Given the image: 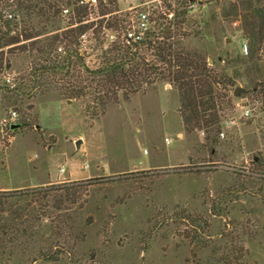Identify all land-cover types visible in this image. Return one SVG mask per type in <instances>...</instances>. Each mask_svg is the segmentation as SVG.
I'll list each match as a JSON object with an SVG mask.
<instances>
[{
	"label": "rangeland",
	"instance_id": "374dc122",
	"mask_svg": "<svg viewBox=\"0 0 264 264\" xmlns=\"http://www.w3.org/2000/svg\"><path fill=\"white\" fill-rule=\"evenodd\" d=\"M142 1L119 0L125 9ZM229 2L194 0L189 12L195 35L184 43L217 68L249 52ZM25 57L11 56L2 80L19 76ZM237 82L218 111L225 136L212 154L202 134L185 130L169 83L100 116L54 90L0 106V190L72 182L82 203L61 235L35 226L9 264H264V93L241 92ZM11 111L19 124L12 129L1 124ZM42 248L58 259L32 262Z\"/></svg>",
	"mask_w": 264,
	"mask_h": 264
},
{
	"label": "trees",
	"instance_id": "16d2710c",
	"mask_svg": "<svg viewBox=\"0 0 264 264\" xmlns=\"http://www.w3.org/2000/svg\"><path fill=\"white\" fill-rule=\"evenodd\" d=\"M192 2L178 0L173 7L170 0L154 5L143 0L125 9L119 0H0V73L11 67V56L28 59L19 76L9 81L0 76V106L54 90L100 116L120 99L169 83L178 95L185 130L202 134L201 146L212 154L221 130L218 111L231 104L236 79L241 92L264 93V0H230L231 19L239 22L249 52L218 68L209 64L206 52L184 43L195 35ZM55 21L65 24L48 28ZM71 185L0 190V256L7 264L35 226L64 232L69 210L82 206ZM50 249H40L32 262L56 261Z\"/></svg>",
	"mask_w": 264,
	"mask_h": 264
},
{
	"label": "built area",
	"instance_id": "2783aa9c",
	"mask_svg": "<svg viewBox=\"0 0 264 264\" xmlns=\"http://www.w3.org/2000/svg\"><path fill=\"white\" fill-rule=\"evenodd\" d=\"M86 1H89V0H86ZM91 1H92V3L94 4L95 0H91ZM195 1H198V0H195ZM193 5H194V2H192L191 4H189V7L191 8V7H193ZM65 11H66V10H65ZM169 15H171V14H169ZM145 19H146L145 15H142V16H141V22H140V25H142V26H145V25H146V24H145ZM242 50H243L242 52H244V54H247V52H248V45H247V43L244 42V41H242ZM244 114L247 116V115L249 114V111L246 110V112H244ZM15 115H16V112H15V111H11L10 116L4 118V119L1 121V124L4 125V126H6V127L12 126V124H14V121H15ZM9 128H11V127H9ZM11 129H12V128H11ZM219 136H220V137H224V136H225V131H224V129H221V130H220V132H219ZM165 141H166V142H169V141H170V140H169V137H165Z\"/></svg>",
	"mask_w": 264,
	"mask_h": 264
},
{
	"label": "water",
	"instance_id": "95a60500",
	"mask_svg": "<svg viewBox=\"0 0 264 264\" xmlns=\"http://www.w3.org/2000/svg\"><path fill=\"white\" fill-rule=\"evenodd\" d=\"M210 60H212V59H210ZM69 101H70V100H69ZM18 126H19V124L14 123V124H12L11 128L18 127ZM79 143H80V139H78V140L76 141V145L78 146Z\"/></svg>",
	"mask_w": 264,
	"mask_h": 264
}]
</instances>
